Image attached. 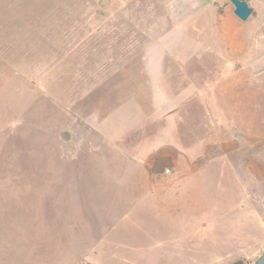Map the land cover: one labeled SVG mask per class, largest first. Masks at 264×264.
<instances>
[{"label":"rangeland","instance_id":"1","mask_svg":"<svg viewBox=\"0 0 264 264\" xmlns=\"http://www.w3.org/2000/svg\"><path fill=\"white\" fill-rule=\"evenodd\" d=\"M247 1L241 20L231 0H0V264H253L264 0ZM142 173L174 191L139 197Z\"/></svg>","mask_w":264,"mask_h":264},{"label":"crops","instance_id":"2","mask_svg":"<svg viewBox=\"0 0 264 264\" xmlns=\"http://www.w3.org/2000/svg\"><path fill=\"white\" fill-rule=\"evenodd\" d=\"M170 100L171 99H167L165 101V103H167V105L164 106V107H162V109H161L160 112H159V109H157L156 106H155V110H153V112H151L150 115H147L143 111L142 105H137L138 110L135 112V115L134 116H135L136 119L134 120V122H130V121L127 122V123L124 122V124L121 127V129L119 131L115 132V133H113V131L109 130V128H108V122L109 121L111 122V120L110 119H108V120L105 119V131H104L105 132V138L108 139V140H111L113 142H119V141H121L120 139H122L126 133H129L131 131L132 127H134L135 125L138 124V122H139V125L140 126H142V124L144 122H147L148 120L154 122L155 120H157L159 114L167 113V112L170 113L169 116H172L173 117V114L171 112L175 108H177L179 106V103L180 102H181V104L184 103L185 99L184 98L183 99H180L179 102L178 101L173 102L172 100L171 101ZM120 121H122V120H120ZM156 147L157 146H155V147L154 146L153 147H149V151L154 150ZM189 174L190 173L183 175L181 177L180 181L182 179L187 178V175H189ZM161 178H163V176H160L158 174H151V173H142V174L137 175L135 177V179H134V181L136 183L135 184V191H136V193L139 192L140 193V196L139 197H143V198L145 197L146 198V197L152 196L153 193H156V194H159V195L160 194H163V193L167 192L169 188H171V190L173 192L174 191V185H173V183L170 186H165L164 184H161V183L159 184V181H160ZM142 190L143 191L146 190V192H140ZM142 195H144V196H142ZM170 205L173 206V202L172 201H171ZM177 244H181V242L180 243H177ZM91 262H92L91 264H99L96 260L95 261L92 260Z\"/></svg>","mask_w":264,"mask_h":264},{"label":"water","instance_id":"3","mask_svg":"<svg viewBox=\"0 0 264 264\" xmlns=\"http://www.w3.org/2000/svg\"><path fill=\"white\" fill-rule=\"evenodd\" d=\"M110 0H100V4L104 7L108 5ZM234 5V13L241 19L247 20L253 10L247 0H231ZM232 264H244L243 260H238ZM253 264H264V249L261 254L253 261Z\"/></svg>","mask_w":264,"mask_h":264},{"label":"flooded vegetation","instance_id":"4","mask_svg":"<svg viewBox=\"0 0 264 264\" xmlns=\"http://www.w3.org/2000/svg\"><path fill=\"white\" fill-rule=\"evenodd\" d=\"M243 263H244V264H247L244 260H243Z\"/></svg>","mask_w":264,"mask_h":264}]
</instances>
